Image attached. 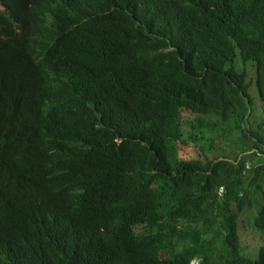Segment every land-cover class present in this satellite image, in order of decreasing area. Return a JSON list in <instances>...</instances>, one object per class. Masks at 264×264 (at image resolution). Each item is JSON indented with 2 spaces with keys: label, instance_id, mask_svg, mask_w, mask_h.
<instances>
[{
  "label": "trees",
  "instance_id": "1",
  "mask_svg": "<svg viewBox=\"0 0 264 264\" xmlns=\"http://www.w3.org/2000/svg\"><path fill=\"white\" fill-rule=\"evenodd\" d=\"M205 1L219 27L193 26L181 38L184 64L132 73L111 117L82 119L74 140L92 146L78 163L48 167L22 153L15 128L0 135V201L39 192L90 198L93 223L65 227L84 249L80 264H189L195 257L199 264H264V244L249 258L239 228L251 198L264 200V0ZM1 2L8 12L0 10V85L39 75L45 60L66 57L64 47L79 40L78 32L58 33L40 62L22 58L14 23L25 28L27 16L15 0ZM191 145L204 160L180 155ZM85 180L84 191L72 192ZM254 218L264 232V203ZM41 233L22 220L16 230L0 228V247L32 248ZM167 251L172 260H159Z\"/></svg>",
  "mask_w": 264,
  "mask_h": 264
},
{
  "label": "clouds",
  "instance_id": "2",
  "mask_svg": "<svg viewBox=\"0 0 264 264\" xmlns=\"http://www.w3.org/2000/svg\"><path fill=\"white\" fill-rule=\"evenodd\" d=\"M27 16L25 28L16 23L18 54L40 62L55 34L78 32L79 40L65 46L66 57L45 60L35 77L26 73L0 85V135L15 128L16 144L31 160L48 167H67L86 157L92 141L78 145L75 128L82 119L109 118L120 102L121 87L132 73L146 66H179L189 55L182 41L196 28H218L205 0H15ZM0 10L8 12L0 0ZM87 28H91L90 31ZM136 107V103L134 105ZM6 147L0 138V152ZM51 177V174H47ZM30 182L24 184L29 187ZM86 180L72 192L85 190ZM223 188L220 189V192ZM264 200L251 198V205ZM22 220L41 227L32 248L7 253L2 264H80L85 256L79 238L67 225L93 223L91 200L80 194L0 201V228L13 231ZM255 220V218H254ZM140 231V228H137ZM170 261L167 251L158 253ZM147 264H155L148 262ZM189 264H199L198 257Z\"/></svg>",
  "mask_w": 264,
  "mask_h": 264
},
{
  "label": "rangeland",
  "instance_id": "3",
  "mask_svg": "<svg viewBox=\"0 0 264 264\" xmlns=\"http://www.w3.org/2000/svg\"><path fill=\"white\" fill-rule=\"evenodd\" d=\"M246 68L249 73L248 83H249L250 94L253 95L256 90V86L254 82V79H255L254 68L251 64H248ZM259 102L260 101L256 99L257 105L259 104ZM257 119L262 120V117H260V114L259 116L257 115V117L252 118V124L254 126H257L258 124ZM186 134L188 135V129H186ZM236 135L237 137H241L240 133H236ZM180 155H184L187 159L199 158V159L204 160V157H201L200 154L197 153V150L194 148L193 145H191L190 148H187V150L180 149ZM217 156L218 154L216 153L208 154V157L210 159H213ZM247 166L250 167L251 164L248 163ZM258 209H259V204L255 202L253 208H247L239 220V228H240V234H241V239H242V248L244 249L247 256L251 259H256L253 257L258 258L257 256L258 250L264 244V232L256 228L255 222H254V217L258 213Z\"/></svg>",
  "mask_w": 264,
  "mask_h": 264
},
{
  "label": "bare ground",
  "instance_id": "4",
  "mask_svg": "<svg viewBox=\"0 0 264 264\" xmlns=\"http://www.w3.org/2000/svg\"><path fill=\"white\" fill-rule=\"evenodd\" d=\"M4 3H5V2H4ZM11 9H12V8H11ZM13 11H14V9H13ZM10 13H11V12H10ZM12 13H13V12H12ZM11 15H12V14H11ZM11 15H10V16H11ZM10 18H11V17H10ZM15 19H16V17H15ZM12 20H14V19H12ZM15 170H16V169H15ZM1 200H2V199H1Z\"/></svg>",
  "mask_w": 264,
  "mask_h": 264
}]
</instances>
